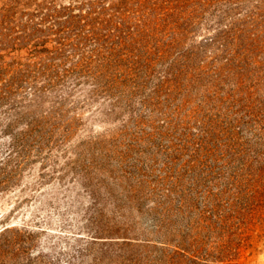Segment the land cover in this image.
Returning a JSON list of instances; mask_svg holds the SVG:
<instances>
[{"label": "rangeland", "instance_id": "rangeland-1", "mask_svg": "<svg viewBox=\"0 0 264 264\" xmlns=\"http://www.w3.org/2000/svg\"><path fill=\"white\" fill-rule=\"evenodd\" d=\"M90 1L94 0H55L43 11L49 49L61 42L65 44L62 52L74 61L91 55L95 46L94 16L86 5ZM123 10L125 21L115 19L113 23L121 24L109 28L129 48L133 44L121 31L129 30L154 47L175 39L176 75L163 78L174 63L171 60L157 65L146 91L148 94L156 83L165 81L160 97L152 102L153 117L162 134H119L123 125L129 126L134 112L109 110L110 102L85 85L70 83V95L63 103L55 96L46 98L40 109L43 116L51 118L60 112L64 121L54 134H32L26 144L28 162L21 170L12 173L16 155L1 172L0 264H110L107 258L112 252L105 245L120 235H99L94 209L103 207L92 202L88 179L89 172L102 162L100 152L124 153L129 156L128 166L141 155L138 166L145 169V155L157 146L168 149L179 134L200 137L198 141L213 147L218 137L222 138L220 128L215 127L223 111L217 96L226 92H242L239 116L244 112L251 115L244 120L255 127L264 122V0H131ZM140 105L136 98L133 110L140 112ZM32 110L35 108L21 111L27 114ZM3 118L0 110V130ZM23 123L16 119L12 128L0 131V160L8 153L7 132ZM240 134L247 143L245 152L229 151L231 165L224 168L223 180L219 171L211 172V180L231 186L228 192L239 198L242 206L238 208L243 222L239 238L232 237V251H225L223 258L225 264H264V141L252 138L253 133H247L245 127ZM198 171L205 173L199 166ZM230 174V183H224ZM109 184L119 197V188ZM106 199L102 190L99 202L106 204V214L116 223L117 232L128 228L127 234H138L149 228L150 217L144 212L154 206L150 200L140 205L141 213L133 211L131 221L111 214L113 206ZM122 212L129 214L127 209ZM134 223L135 227H128ZM13 238L15 244L4 245ZM215 256L209 259L216 260Z\"/></svg>", "mask_w": 264, "mask_h": 264}, {"label": "trees", "instance_id": "trees-1", "mask_svg": "<svg viewBox=\"0 0 264 264\" xmlns=\"http://www.w3.org/2000/svg\"><path fill=\"white\" fill-rule=\"evenodd\" d=\"M54 1L0 0V110L4 116L0 131L12 128L16 119L24 121L14 132H7L8 153L0 160V179L4 166L13 162V156L18 155L13 174L28 162L26 144L32 134H54L64 121L60 112L46 118L40 109L49 96L59 99V104L65 102L72 88L70 83L85 85L89 91L103 96L110 102L109 110L122 108L134 112L129 126L123 125L119 134H162L153 117L152 102L160 97L165 81L156 83L148 94L146 91L157 65L171 60L174 63L164 71L163 78L176 75L173 70L178 69L179 60H174L172 53L175 39L163 43V47L160 43L154 47L147 40L132 36L129 30L121 31L133 44L129 48L109 27L121 24L113 23L115 19L125 21L123 9L131 0H94L86 5L94 16L91 21L95 48L91 55H81L74 61L62 52L64 43L57 42L53 50L47 47L43 11L50 9ZM241 96V91L217 96L223 111L220 110L222 118L215 127L220 128L222 138L218 137V144L213 147L209 142L198 141L200 137L179 134L168 149L157 146L153 153L145 155V169L138 166L142 164L141 155L128 166L126 154L100 152L102 162L89 172L88 179L92 202L103 207L94 209L99 235H120L118 240L108 237L114 239L105 245L112 252L107 258L110 264H206L210 261L225 264L224 253L232 251V237L239 238V225L243 222L238 208L242 206L239 198L228 192L231 186L211 180V172L219 171L217 174L223 180L224 168L231 165L229 151L237 153L238 150L240 155L245 152L247 143L240 137L243 127L247 133H253L252 138L264 141V122L255 127L250 120H244L245 116L251 118L248 112L239 116ZM136 98L141 104L140 112L133 110ZM24 108L35 110L25 114L21 111ZM198 166L205 173L201 174ZM231 176L224 183L229 184L227 180ZM109 181L119 188V197ZM102 190L113 206L111 214L131 221L133 211L141 213L140 205L150 200L154 206L144 212L150 217L149 228L138 234H127L128 228L117 232L116 223L106 214V204L99 202ZM123 209L129 214H123ZM129 226L135 227V223ZM15 243L13 238L4 245ZM214 256L216 260L209 259Z\"/></svg>", "mask_w": 264, "mask_h": 264}]
</instances>
